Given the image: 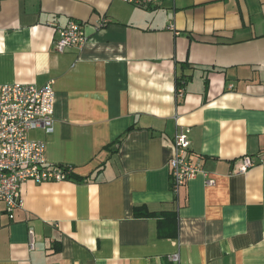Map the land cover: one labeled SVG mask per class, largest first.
<instances>
[{
    "label": "crops",
    "instance_id": "crops-1",
    "mask_svg": "<svg viewBox=\"0 0 264 264\" xmlns=\"http://www.w3.org/2000/svg\"><path fill=\"white\" fill-rule=\"evenodd\" d=\"M50 81L30 137L71 177L0 201V264H264V164L236 172L264 152V0H0V84ZM178 127L201 171L176 195Z\"/></svg>",
    "mask_w": 264,
    "mask_h": 264
},
{
    "label": "built area",
    "instance_id": "built-area-1",
    "mask_svg": "<svg viewBox=\"0 0 264 264\" xmlns=\"http://www.w3.org/2000/svg\"><path fill=\"white\" fill-rule=\"evenodd\" d=\"M123 1L143 8L159 2ZM55 30L58 33L54 41L56 51L61 52L68 46H82L86 42L83 25L78 20H68ZM182 94L183 90L178 86L176 95ZM54 106L55 92L51 81L41 87L29 83L0 84V201L10 213L21 206L22 182L40 184L70 180L72 168L65 164L49 163L44 142L30 137L34 129H43L47 133L53 131ZM172 144L169 158L171 190L177 195L180 188L195 177L201 168L189 152V141L182 127L176 129ZM237 161L239 166L236 172H245L264 164V152L247 154ZM168 259L177 262L178 255H170Z\"/></svg>",
    "mask_w": 264,
    "mask_h": 264
},
{
    "label": "trees",
    "instance_id": "trees-1",
    "mask_svg": "<svg viewBox=\"0 0 264 264\" xmlns=\"http://www.w3.org/2000/svg\"><path fill=\"white\" fill-rule=\"evenodd\" d=\"M180 85V83H179V81H177V83H176V87H178ZM120 141V139L119 138H117L116 139V141H115V143L117 144L118 142ZM73 178V177H72ZM141 210L142 209H140V208H135L134 209V211H135V214L136 215H148L149 214V212H141Z\"/></svg>",
    "mask_w": 264,
    "mask_h": 264
}]
</instances>
